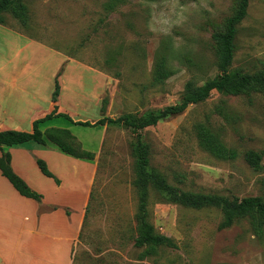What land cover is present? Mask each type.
<instances>
[{
  "label": "rangeland",
  "instance_id": "1",
  "mask_svg": "<svg viewBox=\"0 0 264 264\" xmlns=\"http://www.w3.org/2000/svg\"><path fill=\"white\" fill-rule=\"evenodd\" d=\"M22 1L28 9L27 23L6 11L3 26L18 32L28 45L17 54V40L0 32V65L5 67L0 75L38 82L51 91L56 78L61 109L74 120L91 122L162 109L179 101L186 82L201 85L215 77L213 36L224 31L239 3L123 0L108 10L106 0ZM236 29L229 70L264 79V0H248ZM158 60L171 70L160 82L153 79ZM15 64L19 68L13 73ZM20 66L25 67L22 73ZM251 83L238 95L213 90L182 113L143 128L149 166L184 192L257 196L264 201V90L257 91L258 83ZM198 124L236 150V157L218 158L203 148L196 136ZM49 126L69 129L84 149L94 152L92 160L77 158L47 141L41 145L50 150L48 169L53 177L38 176V165H31L27 173L28 185L41 192L45 203L68 207L77 219L93 163L89 201L71 248L72 264H264V224L258 218L246 215L221 227L218 209L170 202L153 187L147 220L177 246L147 253V246L135 243L131 144L136 134L123 126L86 127L63 117L52 119ZM248 152L258 157L251 160L254 156ZM57 219H62L61 212Z\"/></svg>",
  "mask_w": 264,
  "mask_h": 264
},
{
  "label": "trees",
  "instance_id": "2",
  "mask_svg": "<svg viewBox=\"0 0 264 264\" xmlns=\"http://www.w3.org/2000/svg\"><path fill=\"white\" fill-rule=\"evenodd\" d=\"M122 1L106 0V8L111 10ZM247 3L248 0H239L235 13L227 19L224 31L213 36L216 44L217 75L206 80L201 85H194L190 81L186 82L181 98L177 103L165 106L162 109L150 111L142 116L127 113L120 114L115 118L102 116L93 122L74 120L66 112H57L55 102L57 101L60 87L55 78L51 95V101L54 103L53 109L43 117L33 120L31 131H0V145H13L29 140L45 144L49 141L68 155L92 160L94 152L84 149L69 129L48 127L42 131L39 127L40 124L53 117H63L74 124L86 127L116 125L129 128L133 134H136L135 140L131 144L134 156V178L132 185L137 192L135 221L138 236L135 243L138 246H147V253L155 251L157 247L175 248L177 246L173 239L156 232L152 224L147 220V200L150 187L160 192L168 201L181 204L185 207L193 209L213 207L218 209L222 215L221 227H227L235 218L246 215H250L255 220L258 218L264 224V201L257 196L238 199L220 194L184 192L168 184L160 172L149 166V148L140 134L143 128L156 125L159 120L167 116L182 113L190 104L204 101L213 90L223 94L238 95L248 91L251 87V82L258 83V86L255 87L257 91L264 90L263 78H256L248 74L231 72L229 70L234 55L236 25L244 18ZM6 11H10L12 17L19 21V23H27L28 9L22 0H0V24H4L2 14ZM170 74L171 70L167 67L166 63L163 60H158L153 73L154 81L160 82ZM196 136L200 145L218 158L233 159L237 155L236 150L226 147L217 136L210 133L202 124L196 126ZM247 154L249 157L254 156L251 160L258 157L256 152H248ZM36 163L43 175L53 177L43 160L36 159ZM0 172L19 194L35 200L41 199L40 193L30 189L23 179L13 172L8 152H3L0 155ZM55 182L58 183L59 181L55 179ZM253 222L257 226V229L260 230L261 226L256 221Z\"/></svg>",
  "mask_w": 264,
  "mask_h": 264
},
{
  "label": "crops",
  "instance_id": "3",
  "mask_svg": "<svg viewBox=\"0 0 264 264\" xmlns=\"http://www.w3.org/2000/svg\"><path fill=\"white\" fill-rule=\"evenodd\" d=\"M4 31L9 38L14 37L17 40V54L28 45L24 39L21 41L18 32L0 24V32ZM11 61L16 60L12 58ZM18 68L19 66L15 64L11 71L14 73ZM24 69V66H20L21 73ZM0 70H5L4 65H0ZM52 91L51 88L46 90L38 82H19L0 75V131H31L33 120L43 117L53 109L54 103L50 95ZM59 100L60 94L55 102L57 112H64ZM55 118L42 122L40 129L57 127L49 126ZM54 147L64 154L56 145ZM49 151L46 146L33 140L0 145V155L3 152L10 155L13 172L23 179L30 189L39 193L41 192L28 185L27 173L31 165H37L36 159L43 160L49 168L47 157ZM93 173L92 163L86 182L88 188L81 202V213L76 219L68 207L45 203L42 196L40 200H35L19 194L0 172V264H72L71 248L84 219ZM41 176L44 177L43 174ZM60 212L62 219L58 220Z\"/></svg>",
  "mask_w": 264,
  "mask_h": 264
}]
</instances>
